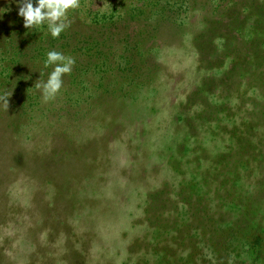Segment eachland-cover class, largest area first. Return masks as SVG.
I'll use <instances>...</instances> for the list:
<instances>
[{"label": "rangeland", "instance_id": "1", "mask_svg": "<svg viewBox=\"0 0 264 264\" xmlns=\"http://www.w3.org/2000/svg\"><path fill=\"white\" fill-rule=\"evenodd\" d=\"M0 264H264V0H0Z\"/></svg>", "mask_w": 264, "mask_h": 264}, {"label": "trees", "instance_id": "2", "mask_svg": "<svg viewBox=\"0 0 264 264\" xmlns=\"http://www.w3.org/2000/svg\"><path fill=\"white\" fill-rule=\"evenodd\" d=\"M151 1V4L153 5L155 3V1H161V0H149ZM182 6V5H181ZM61 34V35H60ZM35 35H37V31L34 30L31 34V37H34ZM60 35V36H59ZM49 36H52L51 39L49 40H46V39H42L43 40H46V41H49L51 42V45L52 46H58L60 44V42L62 41V37L65 38V36L63 35V33L61 32V30L59 31H56L54 32L53 34H49V33H46V32H42L41 31V34L39 35V39L42 38V37H49ZM35 49H33L34 51ZM7 54V53H6ZM126 58L129 59V57L126 56Z\"/></svg>", "mask_w": 264, "mask_h": 264}]
</instances>
